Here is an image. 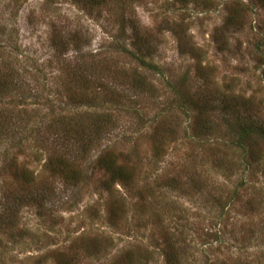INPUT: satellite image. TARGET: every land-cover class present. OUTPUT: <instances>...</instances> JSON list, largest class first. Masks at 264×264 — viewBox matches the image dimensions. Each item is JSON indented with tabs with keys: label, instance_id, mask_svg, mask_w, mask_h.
I'll list each match as a JSON object with an SVG mask.
<instances>
[{
	"label": "rangeland",
	"instance_id": "rangeland-1",
	"mask_svg": "<svg viewBox=\"0 0 264 264\" xmlns=\"http://www.w3.org/2000/svg\"><path fill=\"white\" fill-rule=\"evenodd\" d=\"M238 125L264 129V0H0V264H264V138L245 154ZM104 153L129 186L102 187Z\"/></svg>",
	"mask_w": 264,
	"mask_h": 264
},
{
	"label": "trees",
	"instance_id": "trees-1",
	"mask_svg": "<svg viewBox=\"0 0 264 264\" xmlns=\"http://www.w3.org/2000/svg\"><path fill=\"white\" fill-rule=\"evenodd\" d=\"M180 1L181 3L184 2L189 3V2H193L196 3V0H177ZM72 2H74L75 4L79 5V6H83V7H89L91 9L94 10H98L101 6L105 5V0H72ZM231 17H229V25L231 26ZM125 20L122 19V21L119 22V27H118V31L117 36L118 38H122V36L124 35V33L127 31V29L130 30V35L128 36V38L130 39V45L131 47H133V49H135L137 51V53L141 54L142 56H146L148 55L147 52L144 51V47L146 46V43H148L149 40H147L149 37L146 33H143L141 30H139L136 26H134L133 22L131 20L126 21V23H124ZM227 25V24H225ZM228 28V27H226ZM187 36V35H186ZM62 40V39H61ZM63 44V42H62ZM143 60L144 59H137L138 62H140L143 65ZM144 66V65H143ZM150 68H156V66L152 65L150 66ZM7 77H10L7 76ZM85 82L87 81L86 79H84ZM184 82V81H183ZM81 83V82H79ZM71 84V83H69ZM141 83L139 82L138 79L134 78L133 76H131L130 79V88L132 90H135L137 92H141L143 91L141 85ZM81 85H85V83L82 82ZM86 86V85H85ZM178 86H180V84H178ZM179 90L182 89H178V92L175 93L176 97L174 98V101L176 102V104L178 105L179 108L183 109V108H187V107H192L193 108H198L199 110H201V113H204L203 111H208L209 107L208 105H205V107H201L198 104H196V102L193 101V98L191 96L188 95V93H180ZM84 97H82L81 101L83 100ZM88 97H85L83 102L85 100H88ZM208 104V103H207ZM213 104H220L222 106L221 109H219V107H217L216 109L220 110L222 113L226 114L227 113V109H228V104L224 102L223 99L221 100H216V102H213ZM211 106V105H210ZM211 109V108H210ZM215 110V109H214ZM93 124V123H92ZM91 124V125H92ZM68 127H76L78 129L79 134L76 138H78L79 140L81 139L82 132H84V129L87 128V126L85 127L81 122L74 123L72 124V122H69L67 124ZM239 130V135L236 141V145L239 149H242L243 152H245L246 150V141H248V138L253 134H257L258 136L264 138V129H262L260 126H255V127H250V128H244L242 127V125H238V128L236 129V131ZM251 130V131H250ZM253 130V131H252ZM73 135L75 136V133L70 130L67 132V135ZM75 139V137H74ZM246 154V152H245ZM116 157L111 154V153H104L103 155H101L100 157H98V159L96 160V165L97 167L103 172L106 180L103 183L102 187H105V190H111L113 188V186L119 182H121L122 184H125L127 186H129V181H130V171L127 167L124 166H117L116 162H115ZM61 161H59L58 163H60ZM52 164V163H50ZM59 166H63L61 164H58ZM64 169H62L61 171L57 168H53L51 169V172H53V176H56L58 174H62L64 179L66 180V182H78V173L74 171L70 168L71 166L68 165V167L63 166ZM69 169L68 172L66 173V169ZM20 172V177L22 178V181L24 182V179H26V184H31V180L27 177L29 175H27L26 172H28L26 169L22 168L19 169ZM29 173V172H28ZM80 176V175H79ZM31 177V174H30ZM25 183V182H24ZM24 186H26L24 184ZM112 211H114V209L110 210V217L111 218H115V216L113 215ZM251 213H253V219L254 220H258L257 223H251V229H248L249 234L253 237L255 235H259L261 232L263 233L264 231V207L261 206L258 209H254L253 211H251ZM115 220V219H114ZM249 226V227H250ZM169 259L171 260L172 264H178L176 262V258L174 257H169Z\"/></svg>",
	"mask_w": 264,
	"mask_h": 264
}]
</instances>
